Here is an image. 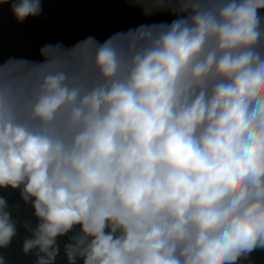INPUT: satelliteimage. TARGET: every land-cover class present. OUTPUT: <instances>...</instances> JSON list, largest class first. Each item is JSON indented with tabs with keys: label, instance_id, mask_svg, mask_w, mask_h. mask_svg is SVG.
<instances>
[{
	"label": "clouds",
	"instance_id": "obj_1",
	"mask_svg": "<svg viewBox=\"0 0 264 264\" xmlns=\"http://www.w3.org/2000/svg\"><path fill=\"white\" fill-rule=\"evenodd\" d=\"M127 2L171 20L0 62V190L35 221L23 252L55 264L67 236L68 264H240L264 251V0ZM17 223L0 194V249Z\"/></svg>",
	"mask_w": 264,
	"mask_h": 264
},
{
	"label": "crops",
	"instance_id": "obj_2",
	"mask_svg": "<svg viewBox=\"0 0 264 264\" xmlns=\"http://www.w3.org/2000/svg\"><path fill=\"white\" fill-rule=\"evenodd\" d=\"M93 15L103 16L112 24L110 36L117 31L127 30L146 23L140 7L127 0H42V13L38 17H28L18 23L10 4H0V27L18 28V37L28 46L42 47L45 44L62 42L65 46L92 36ZM157 22L168 21L169 16L157 15ZM78 30L73 39L71 32ZM103 42L107 38H96ZM6 59L23 58L22 52L6 54ZM19 209L18 204L10 206L11 213Z\"/></svg>",
	"mask_w": 264,
	"mask_h": 264
},
{
	"label": "trees",
	"instance_id": "obj_3",
	"mask_svg": "<svg viewBox=\"0 0 264 264\" xmlns=\"http://www.w3.org/2000/svg\"><path fill=\"white\" fill-rule=\"evenodd\" d=\"M157 15L154 19L149 22H157ZM171 20L169 16L168 21ZM111 23L108 19L103 16L93 15L91 20V31L92 36L95 38H108L110 37L109 31ZM18 28H4L0 27V41L4 39H10L16 36V31ZM73 39L78 36V30L75 29L71 32ZM18 52V51H17ZM21 52V51H19ZM23 58L28 60L38 61L41 59L39 55V50H33L30 53L22 52ZM8 54V53H7ZM6 54H3L0 58V62L7 61ZM0 194L6 196L9 201V205L18 204L19 209L12 213L14 219L18 221L17 223V236L13 239L11 245L6 249H0V254H2L6 260V264H35L37 257L34 252L25 254L23 252V241L27 238L30 233L23 227L24 223L28 220H33L35 223L32 209L28 205H24L20 201L18 191L14 190H0ZM60 239V253L56 257L55 264H68L67 257L64 255L63 245L68 242L67 236L59 238ZM264 264V251H256L247 259H242L240 264Z\"/></svg>",
	"mask_w": 264,
	"mask_h": 264
},
{
	"label": "built area",
	"instance_id": "obj_4",
	"mask_svg": "<svg viewBox=\"0 0 264 264\" xmlns=\"http://www.w3.org/2000/svg\"><path fill=\"white\" fill-rule=\"evenodd\" d=\"M155 16H152L150 18H145L146 23L151 22L154 19ZM75 43H71L68 46H71ZM41 47L37 46H28L24 42H22L18 37H13L10 39H4L0 41V58L3 54L7 53H14V52H26L30 53L33 50H39Z\"/></svg>",
	"mask_w": 264,
	"mask_h": 264
}]
</instances>
